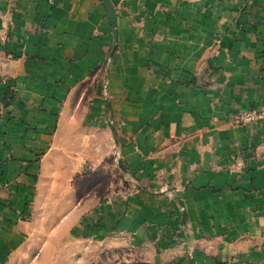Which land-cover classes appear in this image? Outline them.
Wrapping results in <instances>:
<instances>
[{
    "label": "crops",
    "instance_id": "0c3cea01",
    "mask_svg": "<svg viewBox=\"0 0 264 264\" xmlns=\"http://www.w3.org/2000/svg\"><path fill=\"white\" fill-rule=\"evenodd\" d=\"M109 2L115 27L100 0H0V264L47 256L38 228L145 264H264V0ZM111 160L131 190L77 199Z\"/></svg>",
    "mask_w": 264,
    "mask_h": 264
},
{
    "label": "rangeland",
    "instance_id": "374dc122",
    "mask_svg": "<svg viewBox=\"0 0 264 264\" xmlns=\"http://www.w3.org/2000/svg\"><path fill=\"white\" fill-rule=\"evenodd\" d=\"M110 163L111 165L105 170L89 171L87 172L88 176H82L76 181L77 189L75 195L77 199L94 197L97 200L108 195L113 189L121 190L123 194L131 190L129 181L125 180L123 174L119 173L117 163L112 160ZM41 229L43 228L37 229V250H41L44 246V249L47 250V256L44 255L41 258H37L36 264H145L140 262L141 256L139 252L131 254L127 249L120 250V255H115L113 252L109 254L102 252L96 246L86 248L81 243L74 248L71 246L66 247L64 243L57 241L46 243L41 241L42 237H47L43 231H39ZM34 248L35 244L29 242L24 249L29 252L33 251ZM87 253L89 254L88 256ZM33 261L34 258L29 257L27 253L25 258H14L9 264H34Z\"/></svg>",
    "mask_w": 264,
    "mask_h": 264
},
{
    "label": "built area",
    "instance_id": "2783aa9c",
    "mask_svg": "<svg viewBox=\"0 0 264 264\" xmlns=\"http://www.w3.org/2000/svg\"><path fill=\"white\" fill-rule=\"evenodd\" d=\"M256 115L257 113L255 110L239 112L234 115V122L236 124L244 125V124L252 122L255 119Z\"/></svg>",
    "mask_w": 264,
    "mask_h": 264
},
{
    "label": "water",
    "instance_id": "95a60500",
    "mask_svg": "<svg viewBox=\"0 0 264 264\" xmlns=\"http://www.w3.org/2000/svg\"><path fill=\"white\" fill-rule=\"evenodd\" d=\"M100 1H102V3L105 5L108 11V15H109L112 27H115V12H114V9L111 3L109 2V0H100ZM190 263L194 264L193 259L190 260Z\"/></svg>",
    "mask_w": 264,
    "mask_h": 264
}]
</instances>
